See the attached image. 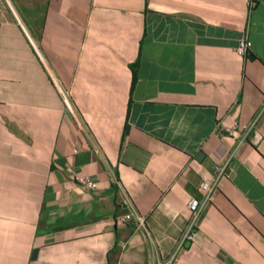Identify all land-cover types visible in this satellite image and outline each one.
Instances as JSON below:
<instances>
[{"label":"crops","instance_id":"obj_1","mask_svg":"<svg viewBox=\"0 0 264 264\" xmlns=\"http://www.w3.org/2000/svg\"><path fill=\"white\" fill-rule=\"evenodd\" d=\"M174 254L264 264V0H0V264Z\"/></svg>","mask_w":264,"mask_h":264},{"label":"built area","instance_id":"obj_2","mask_svg":"<svg viewBox=\"0 0 264 264\" xmlns=\"http://www.w3.org/2000/svg\"><path fill=\"white\" fill-rule=\"evenodd\" d=\"M258 0H248V5L250 8V11H253L255 7L257 6ZM252 47V43L249 40V37L247 35V32L244 33L242 39L240 40L239 46L237 48V54L244 58L247 59L250 49ZM258 124V118L255 119L251 124L243 126V136L241 139V143L248 140V137L251 135V133L255 130L256 126ZM225 132L233 137V138H238L239 137V126L237 124L233 125L230 128H225ZM225 166H222L218 169L217 173V178L214 182V184H209L208 182L204 181L201 183L200 190L206 194V200H210L212 194L214 191L217 189V187L220 184L221 179L225 175ZM76 181L78 184L84 188L87 191H95L97 188L96 182L89 176H81V177H76ZM113 182L115 186L117 187L119 194L121 196V199L124 203L125 206L128 207V201L126 200V192L123 188L122 183L114 178ZM187 206L189 210L191 211L192 218L191 222L189 224L188 230L186 234L184 235L182 245L184 241L186 240H193L195 236V231H196V226L202 216L203 213V208H204V203L200 202L198 199L192 198L188 203ZM123 223L130 222L132 220H135L139 226L145 227L146 224V217L140 214H136L132 211L127 213L126 215L122 216L120 219ZM176 258V254L172 255L170 258H168L163 264H173L174 260Z\"/></svg>","mask_w":264,"mask_h":264},{"label":"trees","instance_id":"obj_3","mask_svg":"<svg viewBox=\"0 0 264 264\" xmlns=\"http://www.w3.org/2000/svg\"><path fill=\"white\" fill-rule=\"evenodd\" d=\"M133 72H134V83H135L136 76H137V72H136V69H135V67H133Z\"/></svg>","mask_w":264,"mask_h":264}]
</instances>
